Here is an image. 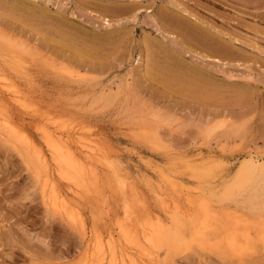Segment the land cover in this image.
I'll return each instance as SVG.
<instances>
[{
  "label": "rangeland",
  "instance_id": "1",
  "mask_svg": "<svg viewBox=\"0 0 264 264\" xmlns=\"http://www.w3.org/2000/svg\"><path fill=\"white\" fill-rule=\"evenodd\" d=\"M0 81V264H121L136 210L153 264H264V0H0ZM38 125L100 156L64 211Z\"/></svg>",
  "mask_w": 264,
  "mask_h": 264
},
{
  "label": "bare ground",
  "instance_id": "2",
  "mask_svg": "<svg viewBox=\"0 0 264 264\" xmlns=\"http://www.w3.org/2000/svg\"><path fill=\"white\" fill-rule=\"evenodd\" d=\"M35 4V3H34ZM40 9V8H39ZM38 9V10H39ZM37 10V11H38ZM41 11V10H40ZM45 11V10H44ZM43 11V12H44ZM39 12V11H38ZM40 13V12H39ZM42 13V12H41ZM39 15V14H38ZM42 16V14H41ZM199 26V25H198ZM209 43V42H208ZM218 49V48H217ZM202 61V60H201ZM178 63V62H177ZM198 74V72H197ZM198 76V75H197ZM200 76V75H199ZM166 77V76H165ZM164 77V78H165ZM173 77V76H172ZM171 77V78H172ZM201 77V76H200ZM175 78V77H174ZM167 80V79H165ZM1 82V81H0ZM208 82V81H207ZM2 89V88H1ZM7 95V94H6ZM6 95L4 93V91L0 90V100L5 102L8 101L6 99ZM16 96V95H15ZM12 99V98H11ZM13 100V99H12ZM11 100V102H12ZM4 104L2 105H5ZM3 103V102H2ZM1 104V103H0ZM14 104V103H13ZM12 104V105H13ZM7 105V104H6ZM15 106H11L12 109H15L18 112V115L20 117V115L22 116L24 112H22V108H17ZM6 107V106H5ZM10 107V106H9ZM16 107V108H14ZM4 108V107H3ZM5 110V108H4ZM26 110V109H25ZM27 111V110H26ZM27 113V116H30V114ZM29 111V110H28ZM42 116V115H41ZM17 117V116H16ZM26 117V116H25ZM37 117V116H36ZM31 118V117H30ZM43 119V118H42ZM48 119V118H47ZM47 121V120H46ZM45 121V123H46ZM6 122V121H5ZM43 122V121H42ZM48 122V121H47ZM36 123V122H34ZM44 123V122H43ZM50 124V121L48 122ZM56 123V122H55ZM5 124V123H4ZM23 124V123H22ZM37 124V123H36ZM47 124V123H46ZM53 124V123H52ZM51 125V124H50ZM11 126V125H10ZM16 125H12V127ZM40 125H38L39 127ZM55 126V125H54ZM6 127V126H5ZM9 127V126H8ZM51 127V126H50ZM59 127V126H58ZM18 128V127H17ZM17 128H12L11 130L14 132L20 131V127L19 129ZM64 128V127H62ZM24 129V128H23ZM60 129V127H59ZM66 129V128H65ZM40 132L42 139L45 141L46 145H47V149L49 154L51 155V157L54 159V165L56 166L57 169H60L59 171V178H56V180L58 182H55L57 185H55V183H50L52 185L47 184V181H43V183H45L44 185V189L42 194L44 193L45 197H46V193L49 191V195L48 198L46 199L47 201H51L52 207L56 208L57 210H60L63 208L62 203L59 201V197H57V194L59 193L61 190L59 189V185L65 186L68 189H72L73 187H78L80 184L85 183L87 180H90L91 178H96V172H95V166L93 168V164L96 162V160L99 159V154L94 153V150L90 149L87 146H84L83 144H81L80 141L74 140L72 137V132L71 133H67L65 136L61 133V136L58 135H53L51 133V130H48L43 128L42 126H40V128H38ZM56 131V129H52V131ZM58 130V128H57ZM67 130V129H66ZM69 130V129H68ZM54 131V132H55ZM79 131V130H78ZM83 131V130H82ZM22 132L23 137V143H25L26 145L28 144L30 147L36 148L38 146H36L34 144L33 138L32 140L30 139L31 136L30 133L29 136L26 133L27 131H22V127H21V131L19 133ZM59 132H63V131H58ZM67 132V131H66ZM57 134V132H55ZM65 133V131H64ZM82 133V132H81ZM16 137H18L17 133L15 134ZM20 139H21V134L19 135ZM140 136L144 139V142H147L146 138H148L149 134H148V130H143L140 134ZM89 139V138H88ZM87 139V140H88ZM17 141V140H16ZM36 141V140H35ZM15 143V142H14ZM22 144V142H21ZM18 144V145H21ZM25 144L24 145L25 147ZM21 145V146H22ZM24 148V150L30 148V147ZM20 146V147H21ZM32 148V149H33ZM34 151V149L32 150ZM28 153V151H26ZM29 155V154H28ZM41 156V154H40ZM42 158H40L41 160ZM34 160V158H33ZM39 162V161H38ZM42 163V162H41ZM44 163V162H43ZM47 163V162H46ZM35 164V163H34ZM96 164V163H95ZM49 165V164H48ZM44 166V165H43ZM50 166V165H49ZM99 168V167H98ZM49 169V168H48ZM53 169V168H52ZM97 169V168H96ZM55 170V169H54ZM47 173V172H46ZM101 176V175H100ZM37 178V177H36ZM100 178V177H99ZM49 179V178H48ZM101 182V181H100ZM74 189V188H73ZM64 190V189H63ZM48 194V193H47ZM59 195V196H60ZM43 196V197H44ZM108 196V195H107ZM62 197V196H61ZM105 200V199H104ZM108 200V199H107ZM109 201V200H108ZM65 206V205H64ZM105 206V205H104ZM113 206V205H112ZM55 209V210H56ZM64 211V208L62 209ZM61 210V211H62ZM139 210V209H138ZM113 211V210H112ZM140 211V210H139ZM141 212V211H140ZM65 213V212H64ZM143 213V212H142ZM67 214V213H66ZM67 217V215H65ZM73 217L71 214H68L69 220H73ZM66 218V219H67ZM116 219V218H115ZM68 220V219H67ZM75 221V220H74ZM73 221V222H74ZM118 221V220H117ZM153 221V220H152ZM71 222V221H70ZM84 222V221H83ZM115 224V223H114ZM113 224V227H114ZM154 224H156V222H154ZM118 226V232L116 233L117 235V239L112 233L109 234V236L111 237V242H118L123 240V243H127L128 247H125V245H121L120 244H115L113 247L109 246L112 248L113 251H111V253L109 255H113L115 253H117L119 250V247H121L123 249V251H119V257L121 259V264H153V252L151 251L154 247H155V235L157 232H161L160 229L158 228L159 231L156 230V227H154L150 222L146 221V217H143V215H140L139 212L136 210L134 211V213L131 215H126L125 216V221L123 223H120V221H118V223L116 224ZM112 229L110 228V232ZM114 230V228H113ZM163 230V229H162ZM108 231V230H107ZM109 232V233H110ZM163 234V233H162ZM157 236V235H156ZM107 238V237H106ZM109 238V237H108ZM164 238V237H163ZM157 239V238H156ZM109 240V239H108ZM107 240V241H108ZM89 241V240H88ZM126 241V242H124ZM103 243V242H102ZM107 242L105 241V244ZM109 243V241H108ZM111 244V243H109ZM103 245V244H102ZM117 245V246H116ZM93 246V245H92ZM96 247V245H95ZM101 247V246H100ZM105 247V246H104ZM103 248V246H102ZM120 248V249H121ZM104 249V248H103ZM110 249V248H109ZM107 250V249H106ZM154 250V249H153ZM105 252V251H104ZM108 251H106L107 253ZM147 252V253H144ZM96 253V252H95ZM118 253L116 254V256L118 255ZM104 254V253H103ZM102 254V255H103ZM145 254V256H144ZM99 255V254H97ZM105 256V255H104ZM114 256V255H113ZM144 256V257H143ZM103 257V256H102ZM107 258L110 260L109 256H107ZM106 258V259H107ZM112 258V257H111ZM103 259L102 262L108 261ZM116 260V259H115ZM113 261V260H112ZM118 260H116V262L114 264L117 263ZM99 263V262H98ZM110 263V261H109ZM119 263V262H118ZM102 264V263H101ZM112 264V263H111Z\"/></svg>",
  "mask_w": 264,
  "mask_h": 264
}]
</instances>
